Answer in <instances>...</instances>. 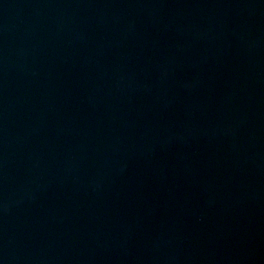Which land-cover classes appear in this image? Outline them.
Returning a JSON list of instances; mask_svg holds the SVG:
<instances>
[{"label": "water", "instance_id": "1", "mask_svg": "<svg viewBox=\"0 0 264 264\" xmlns=\"http://www.w3.org/2000/svg\"><path fill=\"white\" fill-rule=\"evenodd\" d=\"M0 264H264V0H0Z\"/></svg>", "mask_w": 264, "mask_h": 264}]
</instances>
